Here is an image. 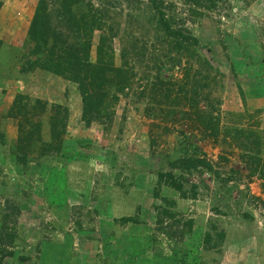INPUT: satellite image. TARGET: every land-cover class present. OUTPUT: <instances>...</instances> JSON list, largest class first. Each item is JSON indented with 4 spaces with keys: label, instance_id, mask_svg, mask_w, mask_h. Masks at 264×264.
Here are the masks:
<instances>
[{
    "label": "rangeland",
    "instance_id": "obj_1",
    "mask_svg": "<svg viewBox=\"0 0 264 264\" xmlns=\"http://www.w3.org/2000/svg\"><path fill=\"white\" fill-rule=\"evenodd\" d=\"M37 1L0 0L2 264H264V177L249 162L264 163V0H159L173 28L196 40L180 55L158 45L148 0H103L113 63L99 68L108 94L125 81L123 66L128 83L117 101L107 98L112 114L90 125L75 82L43 64L27 69ZM93 23L84 40L95 64L102 31ZM210 110L214 135L198 116ZM20 128L34 135L24 155ZM190 157L212 171L182 174L185 199L165 186L155 198L156 173L179 176L171 164ZM163 209L174 218L158 225Z\"/></svg>",
    "mask_w": 264,
    "mask_h": 264
},
{
    "label": "trees",
    "instance_id": "obj_2",
    "mask_svg": "<svg viewBox=\"0 0 264 264\" xmlns=\"http://www.w3.org/2000/svg\"><path fill=\"white\" fill-rule=\"evenodd\" d=\"M199 1L206 0H184V2L191 3L192 5H200ZM146 9H148L149 14V17L146 19L149 24L154 25L155 38L158 40V45L161 46L163 52L169 51L171 53L173 50L179 55L184 52L185 54H190L192 51L190 47L194 46L196 40L187 36L181 29L173 28V19L168 15L164 3L159 0H148ZM105 10L106 4L104 1L99 7H95L92 0L86 2L85 0H38L27 31L28 40L25 46L30 49H26V53H23L25 63L29 66L27 69L34 70L35 67L38 65L40 67L43 64L44 66L42 68L51 70L55 75L75 82L78 85V90L82 98L81 117L87 125H90L96 119L103 120L112 114V106L109 103L111 101H117V94L122 93L124 87L126 88L127 86L126 83H128L126 80L127 75H125L127 72L123 66L116 72L120 73L122 79L125 81L117 82L114 94H108L106 90L107 75L99 68L102 66H110L113 63V56L110 55V53L113 54L112 46L108 45L110 44V30L112 28L107 32L108 26L102 21L106 13ZM89 17L94 19L93 25L102 31L99 36V44L96 48L95 64H92L89 59V42L84 40V37L86 38L87 36V32L85 31L88 27ZM105 48H108L110 52L104 50ZM170 53H166L165 55L169 56ZM170 57H168V60ZM173 59L175 63H178V59ZM160 81L157 78L158 84L167 86V84ZM165 88L168 89V87ZM197 93L193 91L190 97H193ZM197 97L199 98L198 94ZM107 98H110V102L107 101ZM189 100H194V98ZM24 102L22 96H16L14 105L26 106ZM35 103L40 104V101L36 100ZM57 108L59 107L55 106V109ZM198 116H201L200 119L204 121L207 135H214L218 130V124H216L218 119L217 116L213 115L212 110L209 112H200ZM232 132V135H234L237 141H240V144H250L252 135H249V133L241 129H234ZM20 135L21 137L17 142V147L24 155L26 153L25 144L34 135L24 133L23 128H20ZM255 139L258 141V138L255 137ZM248 149L245 148L244 151H249ZM15 158L19 165L24 164L27 160L26 156L21 155H17ZM249 162L255 167L253 171L259 173L261 177H264V163L261 165L260 160L254 157L249 158ZM171 165L181 170L182 173L179 176H175L171 172H157L156 186L153 190V196L155 198L159 197L160 188L165 186L176 191L181 198L185 199L187 198V193L184 189L183 182L185 180L182 174L191 173L200 168L208 172L212 171V166L201 158L190 157L188 159H181L174 161ZM194 192L193 189L192 193ZM191 197L194 199L195 194H192ZM162 201L169 207L175 205L173 201H168L167 199H163ZM163 217L173 219L174 215L168 209H163L162 214H159V219L157 220L158 225L164 223ZM125 221L131 222L132 219L129 218ZM186 226H188L187 228L189 230L191 229L190 222L186 223ZM209 238L207 234L205 240L208 241ZM2 258L3 256L1 255L0 264H2Z\"/></svg>",
    "mask_w": 264,
    "mask_h": 264
}]
</instances>
